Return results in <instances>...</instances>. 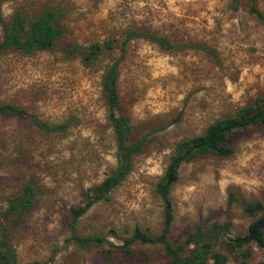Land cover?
Wrapping results in <instances>:
<instances>
[{
  "label": "rangeland",
  "instance_id": "rangeland-1",
  "mask_svg": "<svg viewBox=\"0 0 264 264\" xmlns=\"http://www.w3.org/2000/svg\"><path fill=\"white\" fill-rule=\"evenodd\" d=\"M250 5L249 0H0L6 22L16 9L33 18L56 6L64 27L48 52L0 53V104L49 124H67L63 133H53L27 118L0 115V227L8 224L19 264H170L160 243L118 247L135 228L160 234L163 212L154 185L176 144L264 99V24ZM254 7L264 21V0H254ZM128 30L164 37L173 48L164 51L138 37L125 42L120 57ZM91 43L104 46L88 67L78 55L63 52ZM196 44L210 53L192 48ZM119 58L117 112L128 120L130 142L146 138L127 176L70 227V209L83 206L88 189L115 167L101 82ZM226 144L228 156L205 153L179 166L169 193V245L212 222L226 224L230 237L243 235L253 218L264 214V125L233 131ZM26 183L35 188L33 206L9 222L1 213ZM255 202L262 211L250 217L241 204ZM72 233L99 235L108 243L81 248L71 241ZM226 240L211 250L225 256L223 264H264V253L254 244L230 253ZM191 249L186 246L179 255Z\"/></svg>",
  "mask_w": 264,
  "mask_h": 264
},
{
  "label": "trees",
  "instance_id": "trees-1",
  "mask_svg": "<svg viewBox=\"0 0 264 264\" xmlns=\"http://www.w3.org/2000/svg\"><path fill=\"white\" fill-rule=\"evenodd\" d=\"M249 1L251 3L250 12L264 24L262 16L254 7V0ZM62 16L61 10L56 6L44 7L33 18L25 17L20 9L14 10L7 22L0 15V53L7 50L19 51L23 54H30L33 51H50L54 44L61 40L64 35V27L61 23ZM138 37L151 40L164 51H170L173 48V45L164 37L150 32L142 33L128 30L125 32L124 41L120 48V57H122L124 52L125 42ZM103 46L101 43H91L86 47L72 45L64 48L63 52L78 55L80 64L88 67L97 58ZM192 48L206 54L210 53L209 49L203 44L193 45ZM119 60L120 58L108 66L101 82V94L106 108V120L111 128L116 152L115 167L100 183L88 189L83 206L70 209V227L93 204L103 200L127 176L132 167V159L141 150L146 138V136H143L134 142H130L131 127L128 120L117 112L118 95L116 84ZM0 115L27 118L35 127L47 132L63 133L67 128L65 123L58 125L49 124L24 109L10 104H0ZM255 125H264V99L256 100L239 108L231 117L222 118L209 124L200 135L178 142L162 176L154 185V191L160 198L163 212V227L160 234L152 237L135 228L131 236L124 239L122 245L118 248L123 249V247L135 241L160 243L170 257V264H207L210 259L212 264H223L226 260L225 256L211 254V250L220 243V240L226 238L224 246L230 253L249 244H254L264 253V214L253 218L243 235L230 237L226 235V224L212 222L196 227L192 233L185 237L181 244L169 245L165 239L166 232L172 221V205L169 193L172 185L177 180L179 166L205 153L219 157L230 155L231 149L227 146L226 141L232 132L244 130ZM34 199L35 188L31 184L26 183L17 195L8 200L7 207L1 213V216L11 222L28 213L33 206ZM231 200L232 194L229 193L228 204H230ZM241 206L242 211L250 217L262 211V206L258 202L242 203ZM70 239L81 248H85L89 244L103 246V244L108 243L104 237L99 235L81 238L72 233ZM189 245L192 246L189 253L180 256L179 253ZM0 264H19L11 243V233L9 232L8 224L5 227H0ZM25 264L50 263L29 262Z\"/></svg>",
  "mask_w": 264,
  "mask_h": 264
}]
</instances>
